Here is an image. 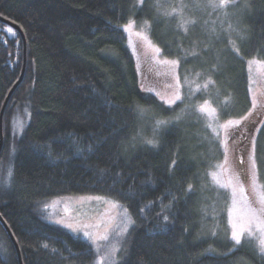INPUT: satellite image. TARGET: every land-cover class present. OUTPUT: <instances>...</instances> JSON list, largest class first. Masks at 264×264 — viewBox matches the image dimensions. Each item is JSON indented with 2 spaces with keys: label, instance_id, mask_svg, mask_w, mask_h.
<instances>
[{
  "label": "trees",
  "instance_id": "trees-1",
  "mask_svg": "<svg viewBox=\"0 0 264 264\" xmlns=\"http://www.w3.org/2000/svg\"><path fill=\"white\" fill-rule=\"evenodd\" d=\"M212 1L176 16L165 0H0V264H94L87 241L39 212L70 195L126 208L115 264H264L250 238H230V196L212 177L224 157L214 125L252 109L246 64L264 61V0ZM128 21L146 22L196 88L172 105L141 91ZM244 125L227 140L246 147L253 136L264 185V122Z\"/></svg>",
  "mask_w": 264,
  "mask_h": 264
},
{
  "label": "rangeland",
  "instance_id": "rangeland-1",
  "mask_svg": "<svg viewBox=\"0 0 264 264\" xmlns=\"http://www.w3.org/2000/svg\"><path fill=\"white\" fill-rule=\"evenodd\" d=\"M165 2L167 4L162 6L169 10L173 8L176 16L188 6L190 8L187 9L190 10L198 6L197 0H165ZM222 2L225 5L230 0H221ZM221 3L213 0L210 5ZM215 24L220 26L221 22L216 21ZM124 31L135 61L141 91L156 95L165 105H172L183 95V88L188 90L192 87L196 88L197 85L193 84L195 79L180 80L177 61L161 55L160 48L150 38L146 22L128 21L124 25ZM246 66L252 109L242 119L214 125L215 132L222 140L224 157L221 166L212 177L227 188L230 196L228 210L230 238L233 231L243 232L242 240L250 238L258 245L261 233L257 231V227L264 228V211H260L264 209V185L259 181L255 165L253 136L248 140L246 147H242V144L236 143L235 140H227L228 134L237 125L244 127L248 122H254L256 125L264 122V61L250 59ZM198 110L210 122L215 117L213 108L207 103L200 104ZM19 122L17 120L13 128L17 133L22 123ZM3 174L1 183L9 177L10 172L5 171ZM39 212L49 224L87 241L93 250L94 264H115L118 261L131 226L126 208L117 201L102 196L54 197L44 201ZM249 228L253 236L249 235ZM85 232L89 234L88 237L84 236ZM233 243L235 244L234 241Z\"/></svg>",
  "mask_w": 264,
  "mask_h": 264
},
{
  "label": "snow or ice",
  "instance_id": "snow-or-ice-1",
  "mask_svg": "<svg viewBox=\"0 0 264 264\" xmlns=\"http://www.w3.org/2000/svg\"><path fill=\"white\" fill-rule=\"evenodd\" d=\"M216 6L217 5H213V7H216ZM224 6L225 5L223 2L219 5V7H224ZM6 30L9 33L13 32V30L11 28H7ZM125 30H127V26H125ZM157 51H159V49H157ZM173 63H175V62H173ZM177 99H179V97H177ZM177 118H179V117H177ZM165 123H170V121H157V127H159L160 125L165 124ZM237 124H239V121H237ZM146 143L154 144V140H147ZM189 190H191V185H189ZM260 211H264V209H261ZM164 219L167 220L168 217L165 216ZM248 231H249V235L253 236V233L251 232L250 228L248 229ZM257 231H259L261 233V238L258 241V248H259V251L262 254H264V228H261L258 226ZM84 236L88 237L89 234L87 232H85ZM242 236H243V232L237 233L236 231H233L232 235H231V239L235 242L236 245H240L242 243ZM44 247H47V245H44ZM53 251H55V249Z\"/></svg>",
  "mask_w": 264,
  "mask_h": 264
},
{
  "label": "water",
  "instance_id": "water-1",
  "mask_svg": "<svg viewBox=\"0 0 264 264\" xmlns=\"http://www.w3.org/2000/svg\"><path fill=\"white\" fill-rule=\"evenodd\" d=\"M1 19H3V18H1ZM4 21H6L5 19H3ZM6 22H8L10 25H12L13 27H15L19 32H20V34L22 35V37H23V42L25 43V39H24V35L22 34V32L20 31V29H19V27L17 26V25H15V24H13L12 22H10V21H6ZM20 82V79H19V81L14 85V87L11 89V91L17 86V84ZM11 93V92H10ZM9 96V95H8ZM8 98V97H7ZM7 98H6V100H5V102L7 101ZM5 104V103H4ZM3 108H4V106H3ZM3 108H2V111H3ZM2 111H1V113H0V115H2ZM1 142H2V137L0 138V148H1Z\"/></svg>",
  "mask_w": 264,
  "mask_h": 264
},
{
  "label": "bare ground",
  "instance_id": "bare-ground-1",
  "mask_svg": "<svg viewBox=\"0 0 264 264\" xmlns=\"http://www.w3.org/2000/svg\"><path fill=\"white\" fill-rule=\"evenodd\" d=\"M3 20V19H2Z\"/></svg>",
  "mask_w": 264,
  "mask_h": 264
}]
</instances>
